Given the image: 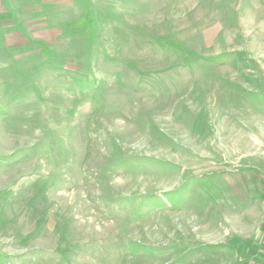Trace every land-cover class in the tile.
Returning <instances> with one entry per match:
<instances>
[{
    "label": "rangeland",
    "instance_id": "1",
    "mask_svg": "<svg viewBox=\"0 0 264 264\" xmlns=\"http://www.w3.org/2000/svg\"><path fill=\"white\" fill-rule=\"evenodd\" d=\"M0 264H264V0H0Z\"/></svg>",
    "mask_w": 264,
    "mask_h": 264
}]
</instances>
